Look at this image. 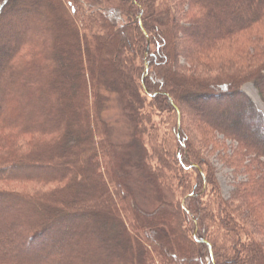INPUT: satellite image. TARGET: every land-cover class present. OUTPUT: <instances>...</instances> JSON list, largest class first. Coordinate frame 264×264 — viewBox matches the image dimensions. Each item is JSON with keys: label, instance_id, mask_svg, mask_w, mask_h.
Wrapping results in <instances>:
<instances>
[{"label": "trees", "instance_id": "obj_1", "mask_svg": "<svg viewBox=\"0 0 264 264\" xmlns=\"http://www.w3.org/2000/svg\"><path fill=\"white\" fill-rule=\"evenodd\" d=\"M13 1L0 7V264H206L205 256L210 264H264V238H254L245 222L264 211V115L241 89L253 83L264 102V0H87L92 13L82 12L89 15L83 20L78 16L80 0H53L71 25L56 37L47 4ZM175 9L187 22L180 36L193 40L201 26L209 34L187 52L178 53L175 43L163 38L180 23ZM14 26L20 28L11 32ZM100 28L102 33L94 32ZM56 44L69 45L77 66L79 87L70 92L75 103L71 112L64 109L70 98L65 87L71 85L56 57ZM123 45L141 58L142 66L131 67L136 71L132 90L108 83L109 91L128 99L135 122L134 142L124 145L111 141L100 110L101 75L105 70L119 74ZM226 46L232 51L238 46L236 53L246 56V65L236 70L242 81L236 74L220 80L198 78L212 63L203 68L196 63ZM107 50L115 61L104 58ZM232 62L227 63L236 67ZM189 70L194 75L185 74ZM178 75L186 77L182 81L191 86L193 100L210 102L215 111L194 107L205 131L237 144L238 152L222 159L236 168L248 163L243 165L249 173L246 180L229 200L214 186L212 175H206V160L190 147L192 129L183 130ZM149 97L154 107L172 114L173 141L168 145L153 126L142 129L144 119L151 123V114L142 116V101ZM143 134L147 143L141 140ZM133 147L135 165L129 155ZM168 154L172 170L167 168ZM186 165L198 174L193 189L187 178L172 176L184 172ZM132 166L157 192L159 205L152 212L135 201L128 182ZM206 179L211 191L201 186ZM17 207H22L19 215L8 211ZM78 220L83 221L80 233L73 228ZM252 223L261 224L255 218ZM57 237L66 241L52 242ZM43 248L50 251L39 258L42 262L23 257Z\"/></svg>", "mask_w": 264, "mask_h": 264}, {"label": "rangeland", "instance_id": "obj_2", "mask_svg": "<svg viewBox=\"0 0 264 264\" xmlns=\"http://www.w3.org/2000/svg\"><path fill=\"white\" fill-rule=\"evenodd\" d=\"M26 1H30L33 2V0H26ZM42 2H44L45 4L48 5V7L51 8V14H52V19H54L55 22V28H52V35L53 36H59L61 34H65V28H70L71 25L69 23V21L65 18L62 17V14L59 12L58 10V5L55 1L53 0H41ZM14 1L13 0H2L0 2V7H8L10 4H12ZM67 3V2H66ZM68 5V4H67ZM70 7V5H68ZM80 8V10H79ZM78 8V16H81V20H83V16L85 18L88 17L89 15H91L92 10L90 8L89 3H87V0H80V5ZM96 8V7H94ZM176 11H178L177 9H175ZM82 12H87L89 15L87 16V14H84L82 16ZM178 21L180 22L179 25L177 27H174L173 29H169L167 36L164 35L163 38L164 39H169L172 43H175L174 45H176L177 50L180 52H187L189 50V48H192L193 45H195L196 43L201 44L203 43L202 41H204V36L209 35L205 30H203L202 26L196 30L194 32V36H193V40H189L186 38V36H180L181 34L179 33L180 31L183 32V26H185V24H187L184 14L181 13L180 11H178ZM80 19V17H79ZM86 19V18H85ZM80 20V26H82V22ZM186 22V23H185ZM189 25V24H188ZM29 26V25H28ZM216 26V25H215ZM217 26H219V24H217ZM18 28H20L19 26H14L11 30L15 31ZM58 32V33H57ZM94 32H98V33H102V29H95ZM60 44V43H59ZM56 44V51H57V55L56 57L59 60H62V63H59L60 66L62 65V67L64 66L63 69H65V74L66 76L69 78V87H65V91L64 93H66L67 91V95L69 94V103L65 104L64 109L68 108V111H74L75 110V103L73 98H71L70 92L71 93H75V88L79 87V83L76 80V76L78 74L77 71V66L73 60V64H72V58L71 55L73 53V51L69 48V45H59ZM145 45V44H143ZM0 47L1 44H0ZM154 47H156V45L154 44V46L152 45V52L154 51ZM121 50L118 51V59H119V74L118 73H110L109 71L105 70V74L101 75V82L104 83V87L101 90V96H102V104L100 106V110H101V115L103 117V120L105 121V123L108 126L109 132H110V138L111 141L116 143V144H132L134 142L135 139V135H134V129H135V122L133 121V119L130 116V111L128 110L127 106H126V102L128 99L124 98L123 96L119 95L116 90L114 91V93L112 91H109L110 88L109 84H111L112 86L114 85H120L121 88H124V90H132L134 88V86H136L135 82L133 81V79L136 76V71L135 69L131 71V67L133 66H140L141 65V58H139V56L137 54H132L131 53V49L129 47H126L125 45L120 47ZM149 48V42L147 45V49ZM226 48V49H225ZM225 48H221V51L218 52H213L210 55H207L206 57L202 58L200 61H198L196 63V65L202 64L203 66L201 68L204 67V65L207 64L208 61H210L212 64L211 66L208 67H204V69L200 68H196V71L199 72L198 74H196L197 76H199L198 78H203V79H215V80H220L223 79L224 77H230V76H235L238 75V81L241 82L242 78L241 75L242 74H238L236 73L237 71V67H244V65H246V56L245 54H238L236 53V51L238 52L239 50L237 49V47H234V49L236 51H232L228 48V46H226ZM135 52V51H134ZM128 54V56H127ZM177 54V53H176ZM133 55V56H132ZM104 58L107 61H112L115 59V57L113 56V53L109 50L106 51V54L104 55ZM115 61V60H114ZM228 61H233V65H237L236 67H232V65H228ZM64 62V63H63ZM69 63L72 65L71 69H69ZM181 64L182 65H186L185 61L183 59H181ZM192 65L194 63H191ZM201 66V65H200ZM60 67V68H62ZM55 68V67H54ZM165 67L163 66V69ZM187 68H191L190 65H187ZM53 71V70H52ZM54 72V71H53ZM185 74L188 75H194V72H192V70L185 72ZM162 76V73H161ZM186 77L184 76H180L178 75L176 77V81H181L182 83V94L180 95V99L182 102V108L184 110V121H183V130H187V132L192 129V132L194 133V137H191L190 134V140H189V144L190 147L193 148L197 153L203 157L206 160V165L205 166V170L207 172L206 175H212V181L214 180V186L221 192L222 197L225 200H229L232 196V193L236 190V188L243 182L246 180L247 176L249 173L246 172V170L244 169V164L248 165L247 162H245L244 164H242V166L240 168H236L228 163H226V161H224V159H229L231 157H233L238 150H236L237 148V144L233 143V141H230L229 139H226L222 134L218 133V132H212V134H209L205 131L204 128H206L205 126L202 127L200 124V122H198L199 120V115L200 113H198L195 110V106H199V107H209L211 106L210 102H199L197 100H193L192 98L194 97V95H192L190 93L191 91V86L186 84L184 80ZM161 81L164 84L163 87L167 86V82L164 79V76L161 77ZM108 80V82H107ZM107 82V83H105ZM124 82V83H123ZM233 82V81H231ZM229 82V83H231ZM71 83V84H70ZM109 83V84H108ZM122 83V84H121ZM228 83V82H227ZM225 84V83H223ZM223 84H215L213 87L216 88L218 86H222ZM105 86L107 88H105ZM161 87L160 85L157 86V88ZM212 87V88H213ZM113 88V87H112ZM114 89V88H113ZM241 89L254 101L255 105L257 106V108L263 113L264 115V102L262 101L258 90L256 89V87L254 86L253 83L251 82H246L242 85ZM141 93V92H140ZM144 96V94H143ZM153 95H151L152 97ZM231 96V93L229 94V97ZM151 97H149V100L147 103H144L142 101L143 104H145V109L142 110L143 114L142 116H146V111L147 113L150 115L151 114V123L149 124L147 119H144V121L142 122V129L143 131H145V129L149 128V130H152L151 127L153 126V128L157 129V132L159 133V137L160 140L162 142V144H166L168 145V143H171L173 140V138H171L172 135V129H173V119H172V114L170 112H161L157 107L153 106V103H151ZM179 97V96H178ZM141 101V100H140ZM202 110V109H201ZM210 111L215 112L214 109L211 107ZM70 115V113H69ZM232 115V114H231ZM231 119V117L233 118L234 116H227ZM145 118V117H144ZM211 118V117H210ZM208 121L211 119H207ZM232 120V119H231ZM149 124V125H148ZM204 125V124H203ZM148 126V127H147ZM144 133V132H143ZM152 133V132H151ZM147 134V131H146ZM213 137V138H212ZM141 140L142 141H146L147 143V136L146 135H142L141 136ZM149 141V140H148ZM233 144H232V143ZM174 144L172 143V146ZM174 148V147H172ZM136 149L135 147H133L132 149L129 150V155L131 156V161L130 163L133 165H135L134 160L136 159ZM148 151H150V153H152L151 150V146H150V142H148ZM149 153V154H150ZM186 154V153H185ZM149 156V155H148ZM149 158H151L152 160L149 161H156L154 160L155 157L154 156H149ZM165 160L168 163V170H172V158L171 156L168 154L167 157H165ZM155 162H153L154 164ZM170 163V164H169ZM175 169V166H174ZM255 169V168H253ZM182 173H178V171H176L177 173H173L172 176H175V180H177V178L179 180H181L182 178L188 180V186H190L193 189V186L196 185L197 183V178H198V174L195 173L194 171H192L189 166L186 165V169L184 170L182 168ZM209 171V172H208ZM129 177H128V182L129 185L131 186L130 188L132 189V192L134 193V197H135V201L137 203V205L145 212H152L153 210H155V208L158 207L159 202H158V196H157V192L155 190V188L149 183L147 182V180L141 175V173L137 170V168H135V166H132V168L129 170ZM175 185H177V187H180V183L177 181L175 182ZM201 186L206 187L207 191H211L212 188V184L211 182L206 179V181H204V184ZM28 188V186H26ZM180 191H182L181 188H179ZM190 189V190H192ZM189 190V191H190ZM95 194V193H93ZM92 194V196H94ZM184 194H182V192H180L178 194L179 198L181 199L183 197ZM184 200V199H182ZM205 200H207V198H205ZM187 203V202H186ZM1 206V205H0ZM2 207V206H1ZM186 207V205H185ZM22 210V207L20 209V207H17L15 209H11L8 211H12L13 214L19 215L20 211ZM25 211V209L23 210ZM79 211H83V212H87L86 214L89 213V215H91L90 213L92 212H88V211H84V210H79ZM240 216L244 219V212L238 211ZM24 214H26L28 216L27 213L24 212ZM30 217V216H29ZM257 219L261 224H257L254 225L252 223L253 219ZM91 220L94 222L95 219L93 217H91ZM216 220H218V218H216ZM245 220V219H244ZM83 221H76L73 224V228H75L76 231L79 230V233L81 232L80 230V226H83L82 224ZM246 224L248 225V227H250V229L253 232V237L256 239H263L264 238V231L262 229V224H264V211H259L258 213L253 215V218L250 217L249 222H247V220H245ZM192 227V228H191ZM190 230L192 229L193 232V225L189 226ZM102 232L105 231V233L108 234L107 232V228L103 227L100 225L99 228ZM112 233H119L118 231H115L114 227L112 226ZM172 229V228H171ZM109 231V230H108ZM124 238L122 237V241L126 242L125 240H123ZM55 240V241H54ZM174 240V239H173ZM66 239L64 238H54L52 239V242L54 243H62L65 242ZM41 242H43V240H41ZM117 244L118 242H114V245ZM49 249H45L44 248L39 251V252H35L32 253L31 256H23L26 258L27 261H31L33 262L34 259H38L44 255L47 254V252H49ZM209 258L205 256V261L206 264H210L208 262ZM210 261V260H209ZM38 262H42L41 259Z\"/></svg>", "mask_w": 264, "mask_h": 264}, {"label": "water", "instance_id": "obj_3", "mask_svg": "<svg viewBox=\"0 0 264 264\" xmlns=\"http://www.w3.org/2000/svg\"><path fill=\"white\" fill-rule=\"evenodd\" d=\"M208 262L210 263V261L208 260Z\"/></svg>", "mask_w": 264, "mask_h": 264}]
</instances>
